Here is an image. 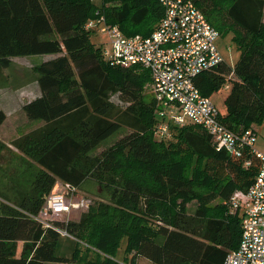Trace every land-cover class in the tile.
<instances>
[{
  "label": "trees",
  "instance_id": "trees-1",
  "mask_svg": "<svg viewBox=\"0 0 264 264\" xmlns=\"http://www.w3.org/2000/svg\"><path fill=\"white\" fill-rule=\"evenodd\" d=\"M191 1L240 53L194 83L204 96L227 85L220 121L256 131L264 123V0ZM162 15L158 0H0V70L16 56H44L32 67L39 94L22 105L41 123L10 142L37 170L18 202L0 195V264H223L238 246L241 214L229 200L247 192L259 158L249 148L217 149L197 124L156 136L149 70L112 64L91 39L89 23L147 36ZM121 128L129 132L92 154ZM88 178L107 201H93L77 220L42 216L56 183L76 189Z\"/></svg>",
  "mask_w": 264,
  "mask_h": 264
},
{
  "label": "built area",
  "instance_id": "built-area-1",
  "mask_svg": "<svg viewBox=\"0 0 264 264\" xmlns=\"http://www.w3.org/2000/svg\"><path fill=\"white\" fill-rule=\"evenodd\" d=\"M158 1L163 15L150 35L125 36L117 26L100 23L109 36L103 55L115 65H140L149 70V90L158 118L156 136L168 138L172 126L183 127L189 121L205 129L217 149L239 155L243 148H249L259 158L258 172L247 192H235L229 200L233 208L241 211V236L223 264H264V152L255 148L257 132L252 128L240 132L228 128L220 121V110L211 96L202 95L194 83L198 74L225 61L217 45L220 34L191 0ZM58 198L48 197L43 216L58 218L65 211L52 205L62 204V196ZM58 230L68 235L65 230Z\"/></svg>",
  "mask_w": 264,
  "mask_h": 264
},
{
  "label": "rangeland",
  "instance_id": "rangeland-1",
  "mask_svg": "<svg viewBox=\"0 0 264 264\" xmlns=\"http://www.w3.org/2000/svg\"><path fill=\"white\" fill-rule=\"evenodd\" d=\"M95 1L98 2L99 0ZM103 27V24L94 25L91 39L94 43L102 44L105 47L109 43V36L106 32L102 31ZM217 45L225 62L229 66H233L240 53L236 44L231 39V34L225 33L219 35ZM43 58V55L38 54L16 56L11 58V62L6 69L0 70V110L5 113V120L0 126V195L5 196L14 203L20 200V193L30 191L32 180L37 170L34 162L12 147L10 142L18 135L41 123L39 120L27 119L22 111V105L37 93L36 74L32 70V67ZM225 86L211 96L212 101L220 111H223L225 108L223 100L229 91ZM148 88L146 92L150 91ZM112 99L113 101H117L115 96ZM187 124H190V122L188 121ZM254 127L257 131L255 148L264 152V123ZM127 132H129L128 129L121 128L107 137L92 151V154L109 147ZM60 196H62V204L52 202V205H56L61 210L65 209V211H62V214L57 216L64 220H77L80 214L86 211L88 205L93 201L105 202L109 199V195L105 189L92 178L86 179L76 189H67L64 184L60 182L56 183L52 189L50 198H52L51 200H59L58 197ZM194 206V202L190 203L188 205L189 210H193ZM43 217L45 219L52 218L48 216ZM59 247L60 251H66L68 243L62 241ZM121 247L118 254L119 259L123 257V245ZM44 264L74 263L46 261Z\"/></svg>",
  "mask_w": 264,
  "mask_h": 264
},
{
  "label": "crops",
  "instance_id": "crops-1",
  "mask_svg": "<svg viewBox=\"0 0 264 264\" xmlns=\"http://www.w3.org/2000/svg\"><path fill=\"white\" fill-rule=\"evenodd\" d=\"M38 86V85H37ZM39 94V88H37V93L34 95V97L30 98V99H33L35 98L37 95ZM29 99V100H30ZM137 264H150V262L144 258H138L137 259Z\"/></svg>",
  "mask_w": 264,
  "mask_h": 264
}]
</instances>
